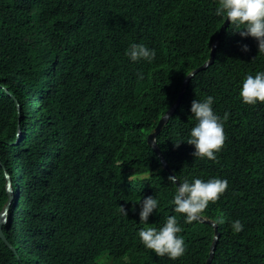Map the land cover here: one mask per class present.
<instances>
[{"label":"trees","instance_id":"16d2710c","mask_svg":"<svg viewBox=\"0 0 264 264\" xmlns=\"http://www.w3.org/2000/svg\"><path fill=\"white\" fill-rule=\"evenodd\" d=\"M216 7L218 0H0V211L6 173L15 193L1 224L0 264H205L214 226L175 212L177 186L146 136L208 56L224 22ZM233 30L225 25L213 61L189 78L156 142L179 182L228 181L203 213L219 230L209 264H264V103L239 95L248 75L264 72V54ZM133 43L155 59L131 61ZM208 96L215 114L229 113L218 163L193 157L186 142L197 123L191 103ZM148 171L149 179H128ZM147 196L158 207L144 223ZM168 216L186 245L177 260L157 257L139 238ZM234 220L244 226L235 234Z\"/></svg>","mask_w":264,"mask_h":264},{"label":"clouds","instance_id":"9594fccd","mask_svg":"<svg viewBox=\"0 0 264 264\" xmlns=\"http://www.w3.org/2000/svg\"><path fill=\"white\" fill-rule=\"evenodd\" d=\"M215 14L221 17L223 21L227 20L229 25H233V31L238 32L241 37L250 36L255 38L258 42V52L264 54V0H218ZM217 40L218 38L216 39V45ZM241 48L242 51H248L247 45H242ZM125 55L133 62L145 60L151 63L155 59L154 50L137 43L131 44L126 50ZM208 57L209 54L204 60ZM139 78H142V75ZM239 95L245 104L255 105L258 102L264 103V72H258L255 76L248 75L242 83ZM32 98L30 92L28 96L30 110H32ZM213 103L214 98L212 96H208L202 102L198 100L192 101L190 111L197 123L192 127L190 138L186 142L194 146L193 157L200 159L207 158L218 163L216 153L220 152L224 147L226 135L224 133L223 122L227 121L229 113L225 112L223 118H221L214 113L212 109ZM16 135L18 137L15 142L20 138V131ZM153 143L156 142L153 141ZM175 145L178 146L179 142H176ZM123 163V161L116 160L115 166L121 167ZM150 176V172L148 171L139 176L130 175L128 179L129 181L146 180ZM168 180L170 183L176 184L178 177L170 175ZM227 188L228 181L226 179L211 178L205 182L196 178L191 183L188 179H184L183 182H179V186L176 188L173 197L174 210L176 213L184 215L185 223L188 224L200 220L202 216L207 221L217 223V221L205 217L203 213L210 203H216L220 199L227 191ZM12 190L14 197L13 186ZM157 207L158 201L153 196H147L140 201V222L146 223L153 210H156ZM119 210L124 216H127V210L123 205L119 206ZM219 223H224V220L221 219ZM230 226L234 234L241 232L244 227L239 220L231 221ZM181 231L182 228L178 225L176 216H168L166 223L159 229L155 227L142 228L139 231V238L144 247L154 252L157 257L167 256L171 260H177L186 251L184 238L178 235Z\"/></svg>","mask_w":264,"mask_h":264},{"label":"water","instance_id":"95a60500","mask_svg":"<svg viewBox=\"0 0 264 264\" xmlns=\"http://www.w3.org/2000/svg\"><path fill=\"white\" fill-rule=\"evenodd\" d=\"M228 23L227 20H225L222 24V26L220 27L217 35L215 36V38L212 40V44L210 47V53H209V57L204 60L201 64L197 65L195 68H193L190 72H188L184 79L182 80L179 92L177 94V96L175 97L174 101L172 102V104H170V106L161 114V116L159 117V119L157 120L154 128L148 132L147 136H146V141L147 143L154 149V151L157 153V155L159 156L163 166L166 168V170L169 172L170 175H176L171 169L170 166L168 165V163L166 162L164 155L162 154L160 147L158 146L157 142H156V135L157 133L160 131V129L162 128V126L164 125V123L166 122V120L168 119V117L170 116V114L176 109V107L179 104V101L182 97L184 88L186 86V83L188 81V79L198 70L204 68L206 65H208L210 62L213 61L214 58V53H215V48H216V39L218 38V36L222 33V31L225 28V25ZM18 137V136H17ZM153 141H155L156 143H153ZM176 186H179V180L176 183ZM6 191H7V201L4 204L2 210L0 211V236L5 239V236L3 235L2 231H1V224L4 221V219L6 218L5 214L8 212V208L13 200V190H12V176L10 173H6ZM200 220H205L204 217L202 216L200 218ZM211 223L214 226V234H213V239L211 241L210 244V249H209V253L208 256L206 258L205 264H209L212 260L213 254H214V250H215V244L219 235V230L217 227V223L214 221H211ZM11 245V244H10Z\"/></svg>","mask_w":264,"mask_h":264},{"label":"rangeland","instance_id":"374dc122","mask_svg":"<svg viewBox=\"0 0 264 264\" xmlns=\"http://www.w3.org/2000/svg\"><path fill=\"white\" fill-rule=\"evenodd\" d=\"M5 216H6V218H7V216H8V212L5 214ZM6 218L4 219V221H3V222H5V221H6ZM17 226H18V224H16V230H17Z\"/></svg>","mask_w":264,"mask_h":264}]
</instances>
